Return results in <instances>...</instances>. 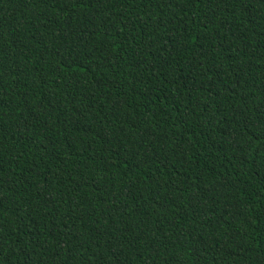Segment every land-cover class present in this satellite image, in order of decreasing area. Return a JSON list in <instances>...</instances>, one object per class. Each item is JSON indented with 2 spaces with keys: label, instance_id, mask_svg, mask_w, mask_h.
Returning a JSON list of instances; mask_svg holds the SVG:
<instances>
[{
  "label": "trees",
  "instance_id": "16d2710c",
  "mask_svg": "<svg viewBox=\"0 0 264 264\" xmlns=\"http://www.w3.org/2000/svg\"><path fill=\"white\" fill-rule=\"evenodd\" d=\"M0 264H264V0H0Z\"/></svg>",
  "mask_w": 264,
  "mask_h": 264
}]
</instances>
